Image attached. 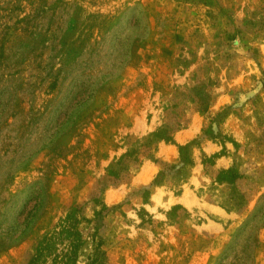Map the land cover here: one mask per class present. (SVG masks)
I'll return each instance as SVG.
<instances>
[{
    "label": "rangeland",
    "instance_id": "1",
    "mask_svg": "<svg viewBox=\"0 0 264 264\" xmlns=\"http://www.w3.org/2000/svg\"><path fill=\"white\" fill-rule=\"evenodd\" d=\"M2 219L0 264H264V0H0Z\"/></svg>",
    "mask_w": 264,
    "mask_h": 264
},
{
    "label": "trees",
    "instance_id": "2",
    "mask_svg": "<svg viewBox=\"0 0 264 264\" xmlns=\"http://www.w3.org/2000/svg\"><path fill=\"white\" fill-rule=\"evenodd\" d=\"M59 126H61L59 124ZM58 129V125H54V127L49 129V133L48 136L51 138L53 136V133ZM29 193H34V191H29ZM37 193L35 194L36 197ZM36 201V200H35ZM38 207V205L36 204V202H34L31 207L25 211H23V207H22V211L24 213V217L20 222L17 223H7L8 225V231H7V235H6V241H16L17 239H19V237H21L25 230L27 228H29L32 224L33 221V217H34V211L36 210V208ZM4 216V215H3ZM6 219V218H5ZM5 219H2L0 221V228L6 224ZM66 232L67 230L64 228L63 226V230L62 232ZM54 244V239L53 236H45L43 237L39 243L36 246L35 249V253L33 255V257L30 259L29 264H37V260L39 259V257H41L42 255H44L45 253H48L51 249V247ZM70 253L71 250L66 251L64 256L65 259H69L70 258Z\"/></svg>",
    "mask_w": 264,
    "mask_h": 264
}]
</instances>
